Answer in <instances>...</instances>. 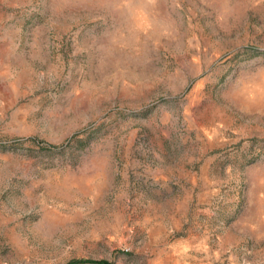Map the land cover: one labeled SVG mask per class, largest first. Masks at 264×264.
Masks as SVG:
<instances>
[{
  "label": "rangeland",
  "instance_id": "rangeland-1",
  "mask_svg": "<svg viewBox=\"0 0 264 264\" xmlns=\"http://www.w3.org/2000/svg\"><path fill=\"white\" fill-rule=\"evenodd\" d=\"M0 264H264V0H0Z\"/></svg>",
  "mask_w": 264,
  "mask_h": 264
}]
</instances>
